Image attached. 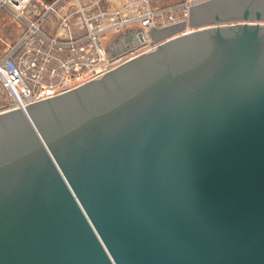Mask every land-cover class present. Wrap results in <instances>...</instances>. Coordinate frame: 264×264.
<instances>
[{
  "label": "water",
  "instance_id": "1",
  "mask_svg": "<svg viewBox=\"0 0 264 264\" xmlns=\"http://www.w3.org/2000/svg\"><path fill=\"white\" fill-rule=\"evenodd\" d=\"M191 24L0 111V264H264V0Z\"/></svg>",
  "mask_w": 264,
  "mask_h": 264
},
{
  "label": "built area",
  "instance_id": "2",
  "mask_svg": "<svg viewBox=\"0 0 264 264\" xmlns=\"http://www.w3.org/2000/svg\"><path fill=\"white\" fill-rule=\"evenodd\" d=\"M206 1L0 0L23 27L0 56L6 109L91 80L166 41L169 29L185 32Z\"/></svg>",
  "mask_w": 264,
  "mask_h": 264
},
{
  "label": "rangeland",
  "instance_id": "3",
  "mask_svg": "<svg viewBox=\"0 0 264 264\" xmlns=\"http://www.w3.org/2000/svg\"><path fill=\"white\" fill-rule=\"evenodd\" d=\"M153 5H165L171 2L179 1V0H151ZM13 14L6 8L0 9V54L3 53L6 49L5 43L1 40V38H6L5 36L11 32V28L17 26L15 22H13ZM192 26V25H190ZM194 27V26H192ZM197 27V26H195ZM178 32H173L168 34L170 30H167V34L171 37L174 35H178L182 33V31L177 30ZM9 106V99L5 90L0 86V111H3Z\"/></svg>",
  "mask_w": 264,
  "mask_h": 264
},
{
  "label": "crops",
  "instance_id": "4",
  "mask_svg": "<svg viewBox=\"0 0 264 264\" xmlns=\"http://www.w3.org/2000/svg\"><path fill=\"white\" fill-rule=\"evenodd\" d=\"M13 22H15L17 26H14L13 29L11 28V32L5 36L6 37L5 39L1 38V40L5 43L6 47H7V44H11L13 41H15L23 31L22 26H20L15 20H13ZM2 54L3 53H1L0 56Z\"/></svg>",
  "mask_w": 264,
  "mask_h": 264
},
{
  "label": "bare ground",
  "instance_id": "5",
  "mask_svg": "<svg viewBox=\"0 0 264 264\" xmlns=\"http://www.w3.org/2000/svg\"><path fill=\"white\" fill-rule=\"evenodd\" d=\"M192 31V27L186 28L185 32Z\"/></svg>",
  "mask_w": 264,
  "mask_h": 264
},
{
  "label": "flooded vegetation",
  "instance_id": "6",
  "mask_svg": "<svg viewBox=\"0 0 264 264\" xmlns=\"http://www.w3.org/2000/svg\"><path fill=\"white\" fill-rule=\"evenodd\" d=\"M176 30L175 29H173V30H171L168 34H171V33H173V32H175Z\"/></svg>",
  "mask_w": 264,
  "mask_h": 264
}]
</instances>
